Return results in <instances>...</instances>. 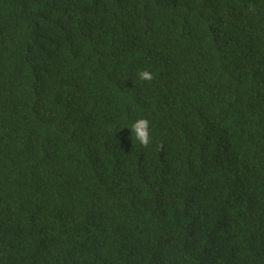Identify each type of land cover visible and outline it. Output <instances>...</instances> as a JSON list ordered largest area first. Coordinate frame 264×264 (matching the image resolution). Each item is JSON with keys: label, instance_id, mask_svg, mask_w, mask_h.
<instances>
[{"label": "trees", "instance_id": "trees-1", "mask_svg": "<svg viewBox=\"0 0 264 264\" xmlns=\"http://www.w3.org/2000/svg\"><path fill=\"white\" fill-rule=\"evenodd\" d=\"M0 264H264V0H0Z\"/></svg>", "mask_w": 264, "mask_h": 264}, {"label": "clouds", "instance_id": "clouds-1", "mask_svg": "<svg viewBox=\"0 0 264 264\" xmlns=\"http://www.w3.org/2000/svg\"><path fill=\"white\" fill-rule=\"evenodd\" d=\"M152 78L153 73L148 70H142L138 73V79L141 81H150ZM130 130L141 146L147 147L151 143L149 120L145 118L137 119L132 123Z\"/></svg>", "mask_w": 264, "mask_h": 264}]
</instances>
